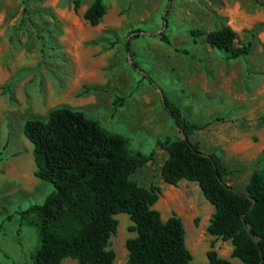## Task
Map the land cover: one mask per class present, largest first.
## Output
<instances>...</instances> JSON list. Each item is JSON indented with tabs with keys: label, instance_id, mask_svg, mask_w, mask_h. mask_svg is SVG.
Here are the masks:
<instances>
[{
	"label": "rangeland",
	"instance_id": "rangeland-1",
	"mask_svg": "<svg viewBox=\"0 0 264 264\" xmlns=\"http://www.w3.org/2000/svg\"><path fill=\"white\" fill-rule=\"evenodd\" d=\"M74 1L0 0V264H31L38 233L20 212L42 203L54 186L34 175L22 127L60 105L124 136L130 151L152 152L132 178L159 187L153 207L163 220L172 213L181 218L192 264H205L210 249L244 264L232 256L230 240L208 233L214 209L197 183L172 185L161 177L167 157L161 143L184 137L163 97L190 122L206 123L189 140L216 153L228 168L224 182L244 191L251 173L264 166V7L255 0H104L105 14L92 26L82 17L92 0H78L77 10ZM245 15L250 28L237 23ZM223 25L238 33L234 46L252 41L247 55L227 59L189 32ZM115 218L108 248L113 264H127L132 221L125 213Z\"/></svg>",
	"mask_w": 264,
	"mask_h": 264
},
{
	"label": "trees",
	"instance_id": "trees-1",
	"mask_svg": "<svg viewBox=\"0 0 264 264\" xmlns=\"http://www.w3.org/2000/svg\"><path fill=\"white\" fill-rule=\"evenodd\" d=\"M255 1L264 7V1ZM73 7L78 9V0ZM105 11L104 0H92L82 17L94 26ZM189 32L194 40L204 37L227 59L251 51V40L234 46L238 33L229 25ZM160 39L169 42L162 32ZM122 99L115 98L114 104H121ZM163 102L184 135L161 143L167 151L161 166L163 181L172 185L182 179L196 182L214 209L208 233L230 240L232 256L242 263L264 264V166L251 173L244 191L226 184L223 177L228 168L221 158L204 153L188 138L206 123L190 122L166 97ZM22 131L32 144L34 175L54 186L42 203L20 212L38 233L31 264H60L67 257L76 264H113L115 253L108 244L118 213L129 216L134 231L125 241L127 264H192L181 218L172 213L163 220L153 207L159 187L147 188L132 178L136 169L152 159V152L130 151L124 136L66 105L50 109L46 119H26ZM207 259L205 264H233L212 249Z\"/></svg>",
	"mask_w": 264,
	"mask_h": 264
},
{
	"label": "crops",
	"instance_id": "crops-1",
	"mask_svg": "<svg viewBox=\"0 0 264 264\" xmlns=\"http://www.w3.org/2000/svg\"><path fill=\"white\" fill-rule=\"evenodd\" d=\"M86 7L87 6H85L83 9H82V14H83V12H84V10L86 9ZM68 13H70V12H68ZM235 14H237V16H239L238 14V12L236 11L235 12ZM241 21L240 20H237V23L239 24V25H243V27L244 28H250V27H252V25H251V22L253 21L248 15H245L244 17H242L241 16ZM95 26V25H94ZM232 27V26H231ZM234 29V28H233ZM236 31V30H235Z\"/></svg>",
	"mask_w": 264,
	"mask_h": 264
}]
</instances>
